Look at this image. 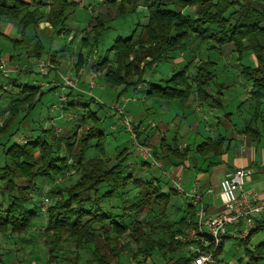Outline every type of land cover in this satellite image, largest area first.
<instances>
[{
	"label": "trees",
	"instance_id": "trees-1",
	"mask_svg": "<svg viewBox=\"0 0 264 264\" xmlns=\"http://www.w3.org/2000/svg\"><path fill=\"white\" fill-rule=\"evenodd\" d=\"M118 1L119 7L125 9L134 5L122 13L120 11L118 16L135 14L142 6L147 12V20L145 24H137L127 38L117 37L102 56V66L110 65L109 54H113L116 64V70L110 69L105 74L107 86L127 88L133 84L131 82L142 81L144 68L149 63L142 70L139 67L146 58L150 62L165 60L178 49L186 47L187 42L206 41L211 49L232 45L238 62V76L249 83L247 94L252 108L250 120L239 132L256 142L262 140L264 144V0ZM110 2L116 3L117 0ZM138 2L141 4L138 5ZM42 4L38 0L31 4L21 0H0V18L21 16L19 25L24 33L30 24L41 18ZM71 6L69 0H51L48 19L53 28L62 25ZM30 9L36 12L32 15ZM186 9L193 11L189 13ZM102 25L104 22L98 19L93 29L94 40L104 30ZM190 34L194 37L188 39ZM249 55H253L256 65L250 61ZM207 67L197 70L190 83L187 76L189 67L186 65L163 86L146 82L147 88L143 92L153 98L165 101L177 99L184 103L194 89L199 100L213 99L207 91L213 74ZM10 81L15 93L4 90L0 82V100L8 99V118L12 120L23 109L26 110L23 116L33 115L43 93L38 87L19 84L17 78ZM76 96L68 103L61 102L62 112L77 114L78 108L89 106L81 102L80 95ZM70 97L69 94L66 98ZM86 114L95 124L78 144L67 134L56 133L53 127L35 126L31 117L28 120L35 128L24 139L17 137L19 131L8 135L11 124L6 122L0 131L2 136H8L6 142L0 144V234L10 232L18 235L29 230L41 216L40 207L36 204L41 192L37 180L52 182L58 176L64 177L71 168L78 175V180L70 187H51L48 191L49 199L45 200L52 204L46 209L45 234L55 241L60 240L58 235L66 234L80 243L91 244L93 250L87 264H111L112 257H120L128 247L118 248L117 245H121L119 239L127 232L126 236L137 248L132 254L134 260L141 257V261L146 262L145 259L152 258L151 264H155V258L160 256L164 261L162 264L168 260L172 261L171 264H190L192 256L187 251L186 255L182 253L187 244L177 239L178 235L194 225L195 211L190 201L186 199L178 206L177 201H173L178 193L172 186L160 183L157 178L132 176L127 171L123 152L117 156L118 162L109 166L108 158H102L104 133L96 123L99 119L93 112ZM95 139L97 143L92 144ZM226 143L224 136L219 135L215 139L209 136L195 144L193 149L189 145L181 152L177 145H169L163 137L158 150L153 149V156L178 167L191 151L202 161L221 156L226 151ZM92 148H96L101 157L88 158L87 152ZM142 165L147 167L148 163ZM172 209L176 211L172 212ZM142 214L144 219L141 220ZM259 232H264V219L257 221L245 240H239L244 246L245 264H264V242L248 248L251 236ZM223 244L224 241L218 246L215 260ZM106 251L111 257L106 256Z\"/></svg>",
	"mask_w": 264,
	"mask_h": 264
},
{
	"label": "rangeland",
	"instance_id": "rangeland-1",
	"mask_svg": "<svg viewBox=\"0 0 264 264\" xmlns=\"http://www.w3.org/2000/svg\"><path fill=\"white\" fill-rule=\"evenodd\" d=\"M21 1L28 4L34 2V0ZM38 1L43 3L40 8L42 16L34 24H30L24 33L21 32L19 25L21 16L0 18L1 85L7 92L15 93L10 79L17 78L19 84L38 87L43 93L33 115L23 116L26 112L23 109L12 120L8 118V111H6L8 99H1L0 106L3 112L0 113V131L8 121L11 124L8 135L19 131L18 134L16 133L17 137L24 139L31 134V131L26 133L28 119L31 117L35 126L53 127L56 133L67 134L78 144L89 128L95 124L86 114L93 112L96 114V119H99L96 123L100 125L104 133L102 158H108L109 166L115 165L118 162L117 156L123 152L127 171L132 176L143 179L157 178L160 183L173 187V181L177 178H180L183 184V176L175 175V172L172 173V170L166 167L169 164L168 160L153 156V149L158 150L163 137L169 145H177L182 152L189 145L193 149L195 144L202 142L206 137L215 139L221 135L227 139L225 147L228 150L231 132L225 124H229L234 131L239 132L250 120L252 108L247 94L249 83L238 76V62L232 45L211 49V45L206 41L187 42L186 47L178 49L165 60L150 62V59L146 58L139 67L142 70L144 65L149 63V66L144 68L142 81L131 82L133 84L127 88L120 85L109 87L106 84L105 74L110 69L116 70V64H114L113 54H109L110 65L102 66V56L117 37L127 38L135 31L137 24L146 23V10L139 6L135 14L120 17L118 16L120 11L122 13L134 5L125 9L119 7L118 0L112 4H110L112 0H69L73 7H70L67 18L58 28H53L48 19L51 0ZM137 4L140 5L141 2ZM30 11L33 10L30 9ZM186 11L191 13L193 10L186 9ZM35 12H32V15ZM98 19L104 22L102 25L104 30L94 40L93 29ZM192 36L190 34L188 39ZM86 42L88 44L84 45ZM249 59L256 65L253 55H249ZM186 65L189 67L187 76L190 83L197 70H203L208 66L207 69L213 75L209 79L211 84L208 85L207 91L214 97L213 99L199 100L194 89L189 100L184 103L177 99L165 101L144 94L143 91L147 88L146 82L163 86L165 81L184 70ZM29 72L32 73L26 74ZM61 94L66 97L71 95L70 98L65 99L66 103L77 98L75 95L78 94L81 102L89 106L85 109L78 108L77 114L72 111L64 113L60 109ZM91 100L93 102H90ZM75 105L79 107L78 104ZM141 114H145L142 119ZM83 117H85L84 120ZM64 124L67 125V129L58 131L57 128H62ZM193 124L196 126L195 130H193ZM161 125H167L168 130L164 132L163 137L153 139V134H162L157 131V127L160 126L158 127L160 129ZM1 134L0 144L6 142L8 137ZM249 139L252 141V146L264 147L262 140L256 142ZM93 143L96 144L97 139ZM87 157H101V155L96 148H92L87 152ZM192 157L198 165L202 164V160L191 151L181 165L193 166L194 164L188 163ZM173 161L179 163V160ZM142 163H148L147 167H144ZM1 165L2 156H0ZM74 172L69 168L64 177L58 176L49 183L37 180L41 192L36 204L40 207L41 216L34 221L29 230L21 234L16 235L10 232L0 234V264L88 263L93 250L91 244L80 243L78 239L69 238L66 234L58 235L60 240L55 241L52 236L45 234L44 230L47 222L46 209L52 204L45 200L49 199L48 191L51 187L72 186L78 180V175ZM184 196V194H177L173 201H177L180 206L183 201H186ZM201 203L206 209L202 201ZM171 211L174 212L176 209ZM206 211L212 215L207 209ZM143 215L139 219L142 220ZM226 232L228 236L224 239L222 251L215 260L216 264H245L244 246L240 245L238 235L233 236L234 228L228 227ZM127 234L128 232L121 236L119 239L121 245L117 246L118 248L128 247V249L117 259L112 257L110 263L151 264L152 258L145 259L146 262L141 261V257L137 260L132 258L137 248L126 236ZM181 235H178L177 239ZM261 242H264V232L251 236L248 248L252 249ZM187 250L188 247L185 246L182 253L186 255ZM105 254L111 257L109 251ZM155 259L157 260L155 264L164 262L160 256ZM171 263L172 261L168 260L165 264Z\"/></svg>",
	"mask_w": 264,
	"mask_h": 264
},
{
	"label": "built area",
	"instance_id": "built-area-1",
	"mask_svg": "<svg viewBox=\"0 0 264 264\" xmlns=\"http://www.w3.org/2000/svg\"><path fill=\"white\" fill-rule=\"evenodd\" d=\"M65 99V95L59 96L60 102ZM249 175L246 169L225 172L219 182L222 206L214 215L207 213L201 205L202 197L197 188L186 192L180 178L173 181V188L178 194L185 195L195 211L194 225L178 237L181 243L187 244V252L192 256L190 264H216L214 254L228 236V227L234 228L233 236L238 235L239 240H245L257 221L264 219V200L253 190L245 189Z\"/></svg>",
	"mask_w": 264,
	"mask_h": 264
},
{
	"label": "crops",
	"instance_id": "crops-1",
	"mask_svg": "<svg viewBox=\"0 0 264 264\" xmlns=\"http://www.w3.org/2000/svg\"><path fill=\"white\" fill-rule=\"evenodd\" d=\"M25 1L28 2L29 0ZM143 115L145 116V114L140 115L141 119ZM33 127L35 128L29 120V125L27 126L28 131L25 132L28 133L31 131L32 133ZM158 127L157 131L159 133L162 132V134H153V139L163 137L164 132L168 130L167 125H161L160 129ZM192 127L193 130L196 129L195 124ZM225 127L231 132V142H228L229 148L221 156L202 161L201 165H198L197 161L192 157L188 160V163L194 164L193 166H187L186 164L178 167H173L170 164L166 166L172 170V173L175 172V175L183 176V189L186 192L192 191L194 187L199 190L203 204L212 215L216 214L222 206L219 198V182L228 170H248L250 175L247 178L245 189L253 190L264 200V147H261L262 145L260 148L252 146V141L245 134L234 131L229 124H225ZM63 129H67L66 124L62 128H57L58 131ZM136 177L138 178L139 176Z\"/></svg>",
	"mask_w": 264,
	"mask_h": 264
}]
</instances>
